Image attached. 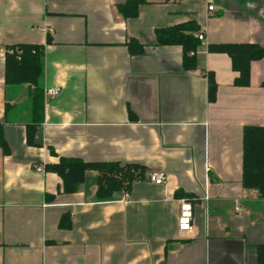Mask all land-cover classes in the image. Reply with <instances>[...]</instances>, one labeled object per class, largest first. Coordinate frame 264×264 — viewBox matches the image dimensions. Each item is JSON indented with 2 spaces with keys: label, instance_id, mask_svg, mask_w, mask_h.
I'll return each instance as SVG.
<instances>
[{
  "label": "crops",
  "instance_id": "crops-1",
  "mask_svg": "<svg viewBox=\"0 0 264 264\" xmlns=\"http://www.w3.org/2000/svg\"><path fill=\"white\" fill-rule=\"evenodd\" d=\"M123 2L0 0V47L44 52L35 119V87L6 84L0 55V264H258L264 199L243 188L242 155L244 127L264 126V58L251 62L249 85L236 86L230 57L207 47H264V0H147L132 18L117 11ZM189 21L204 45L184 70L182 48L157 45L155 30ZM130 38L142 54L128 52ZM51 87L61 90L48 99ZM60 156L138 164L166 180L145 176L100 199L89 169L65 193L45 170ZM181 199L192 206L187 231L177 224ZM66 213L71 225L60 228Z\"/></svg>",
  "mask_w": 264,
  "mask_h": 264
},
{
  "label": "trees",
  "instance_id": "trees-1",
  "mask_svg": "<svg viewBox=\"0 0 264 264\" xmlns=\"http://www.w3.org/2000/svg\"><path fill=\"white\" fill-rule=\"evenodd\" d=\"M147 0H124L117 6V11L124 18L137 15L139 5ZM198 26L192 21L176 24L155 30L157 45H178L182 48V67L193 70L197 66V48L200 40L195 35ZM14 50L5 55L4 82L6 84H32L33 118L39 115L42 88L39 79L43 66V46L21 44L11 46ZM126 47L131 55L144 52V47L136 39L130 38ZM208 52L226 53L231 60V67L236 72L233 83L236 86H248L250 83V64L252 61L264 58V47L254 43H224L210 44ZM207 78L208 101L216 98L217 84L213 72L204 73ZM35 121V120H33ZM35 123V122H34ZM37 122L27 129V143L33 145V134ZM0 149L8 153V148L2 135L0 124ZM95 170L97 176V197L109 198L116 190H128L133 182L147 178L146 169L138 164H121L119 162H86L80 158L60 156L55 164L45 165V170L55 172L62 181L61 190L65 193L77 191L82 183L86 170ZM146 173V174H145ZM242 186L254 190L264 199V126H245L243 129L242 155ZM71 219L69 213L61 216L58 226L69 228ZM258 264H264V242L256 247Z\"/></svg>",
  "mask_w": 264,
  "mask_h": 264
},
{
  "label": "built area",
  "instance_id": "built-area-1",
  "mask_svg": "<svg viewBox=\"0 0 264 264\" xmlns=\"http://www.w3.org/2000/svg\"><path fill=\"white\" fill-rule=\"evenodd\" d=\"M212 6H209V10H212ZM197 38L200 40V45H204V36L202 33L197 35ZM13 49L11 46L0 47V55L5 56L6 54L13 53ZM60 87H51L45 88L44 94L48 99L56 98L60 94ZM34 168L38 171H44L43 165H34ZM147 179L157 185H161L165 182L166 176L164 172L160 171H152L148 173ZM128 197V194L125 193V198ZM238 209V208H237ZM178 229L181 231H187L192 228V206L188 200L181 199L179 213L177 218Z\"/></svg>",
  "mask_w": 264,
  "mask_h": 264
}]
</instances>
